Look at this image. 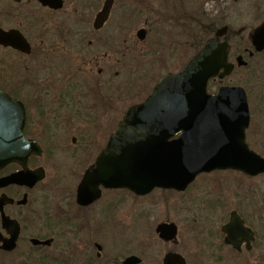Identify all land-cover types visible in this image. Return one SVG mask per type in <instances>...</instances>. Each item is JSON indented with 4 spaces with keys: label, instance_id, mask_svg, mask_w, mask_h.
<instances>
[{
    "label": "flooded vegetation",
    "instance_id": "af4514ba",
    "mask_svg": "<svg viewBox=\"0 0 264 264\" xmlns=\"http://www.w3.org/2000/svg\"><path fill=\"white\" fill-rule=\"evenodd\" d=\"M109 1L58 0L50 7L39 0H0V31L10 34L11 43L0 40V130L22 133L7 144H21L24 138L36 143L42 154L32 156L28 167L45 175L32 189L24 184L0 188V198L12 201L3 213L20 228L14 252L2 250L0 243V264H12L19 250V264H145L147 256L134 240L139 210L133 201L138 196L100 186L93 200V188L79 197L80 185L128 111L144 104L165 76L178 74L219 32L220 42L228 45L232 72L221 78V70L208 82V93L216 95L224 87L244 91L249 109L245 142L264 158L255 150L264 148V34H258L264 26V0H223L212 38L190 59L188 43L173 47L160 20L126 27L146 11L156 12L158 0H111L105 20ZM182 3L167 0L160 9L169 14L183 9L187 20L190 13H184ZM195 10L203 17V7ZM171 19L166 23L173 27ZM199 31L204 32L203 22ZM173 63L180 68L172 70ZM100 132H111L104 144L94 139L93 133ZM23 171L20 164H9L0 170V180ZM50 175L49 187L35 200ZM203 176L212 181L204 180L200 203H187L183 210L184 255L168 251L162 264L169 253L190 264L188 249L195 264H264V173L214 172L198 177L184 193ZM211 190L216 202L210 204L205 197ZM195 206L196 216L190 218ZM161 224L176 227L175 240L160 238ZM155 233L167 246L178 243L173 222L158 224ZM0 235L10 238L1 210ZM130 259L139 262L127 263Z\"/></svg>",
    "mask_w": 264,
    "mask_h": 264
},
{
    "label": "water",
    "instance_id": "95a60500",
    "mask_svg": "<svg viewBox=\"0 0 264 264\" xmlns=\"http://www.w3.org/2000/svg\"><path fill=\"white\" fill-rule=\"evenodd\" d=\"M57 1L39 0L50 7L56 6ZM110 4L111 0L103 10L102 19L108 18ZM258 34H264V26ZM9 35L0 31V40L11 44L7 40ZM222 35L219 32L180 73L165 76L144 104L128 111L95 165L86 172L79 197L85 189L93 188L95 200L100 186L126 189L140 197L155 189L184 192L201 174L228 170L251 176L264 173V159L245 143L249 109L244 91L224 87L216 95L207 93L209 80L216 78L221 70V78L232 72L228 45L219 40ZM138 36L143 40L144 31ZM21 134L0 130V170L12 163L24 168L22 173L1 179L0 188L24 184L32 189L45 178L42 169L33 171L28 167L32 156L42 154L35 142L24 138L21 144H7L18 140ZM7 203L12 201L2 196V223L10 238L3 239L0 235V243L2 250L12 252L20 228L4 215ZM157 233L164 241L171 242L177 236V229L173 224H162ZM132 261L139 262L130 259L127 263ZM164 264H185V261L169 253Z\"/></svg>",
    "mask_w": 264,
    "mask_h": 264
},
{
    "label": "rangeland",
    "instance_id": "374dc122",
    "mask_svg": "<svg viewBox=\"0 0 264 264\" xmlns=\"http://www.w3.org/2000/svg\"><path fill=\"white\" fill-rule=\"evenodd\" d=\"M158 1L159 3H153L156 12L146 11L144 15H141L135 21L126 23V27H131L130 29H133L135 27L143 26L146 20H160L162 28H166L168 31L167 39L170 41L173 47L180 48V44L185 42L188 43V59H190L200 45L206 43L208 40H210V38H212V30H215L212 25L213 23L217 22L216 19L218 16L216 10L220 3L223 5V0H177L178 2H183L181 5H187V8L184 9V13H190L187 16V20H183L182 18L183 9L172 11L173 14H169L167 11L165 12L164 9H160L162 6L161 2L165 3L167 0ZM199 5L200 7L204 8L203 17H199L194 12ZM170 17L172 18L171 20L174 21L172 24L173 27H170L166 23V21H170ZM198 17L201 19V21L198 20ZM202 22L204 27L203 33L199 31V24L202 25ZM175 24L178 26H174ZM160 25L157 27H160ZM156 37H158V35ZM152 42V39L148 41V43ZM178 55L180 57L179 53ZM179 68L180 63H173L172 70H177ZM110 133L111 132H108V134H106V132L93 133V136L94 139L99 140L104 144V140H107V137L110 135ZM255 150L264 154V148ZM51 177L52 176L50 175L48 177V182L46 181L44 184H42L39 191L35 193V200L38 199L39 194L44 192L45 188L49 187L48 184L51 181ZM204 180L210 183L212 181V177H201L198 182H196L191 187V189H189L184 194L172 191L156 190L146 197H138L134 199L133 203L137 205L136 207L139 210V222L136 225L134 224V228L137 227L139 232L134 235V240H137L138 244H140L139 246L141 252H144L147 256L145 264H153V262H156V264H162V260L168 251H176L184 255L183 253L185 247H183V241L186 237V224L183 221V210L187 203L190 205H196V203H200V198L202 197V195H200V190L202 189V186H204ZM207 189L210 190L209 188ZM132 197L130 196L128 199L131 201L134 198ZM114 198L117 199V195H114ZM214 198L215 192L213 193L212 190L208 192L205 197L206 201L210 204L214 201L216 202ZM125 203L128 202L126 201ZM130 203H132V201ZM195 209L196 206L193 212L192 210L189 211L190 218L196 216ZM166 221L175 223L179 228L178 243L176 245H165V243L159 240L155 233L157 225ZM192 251V249H188L185 254L188 256L189 263L195 264L196 259L191 254ZM19 256L20 250L17 251L15 255H13L12 264L20 263Z\"/></svg>",
    "mask_w": 264,
    "mask_h": 264
}]
</instances>
